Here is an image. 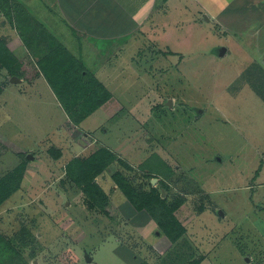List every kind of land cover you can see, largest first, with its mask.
Segmentation results:
<instances>
[{"label":"rangeland","instance_id":"obj_1","mask_svg":"<svg viewBox=\"0 0 264 264\" xmlns=\"http://www.w3.org/2000/svg\"><path fill=\"white\" fill-rule=\"evenodd\" d=\"M22 1L36 14L35 0ZM12 2V19H33ZM243 2L218 0L213 7H230L234 25L246 19L254 29L258 6L248 13ZM7 18L0 10V33L7 24L15 29ZM202 25L185 23L184 37L171 46L179 54L162 68L157 52L140 49L137 64L147 68L110 87L109 106L120 103L121 111L111 118L101 110L72 136L54 100H40L27 83H11L12 77L27 80L32 70L13 76L0 63V179L25 166L19 190L0 206V245L11 249L0 255L2 263L264 264V53L263 67L246 64L223 22ZM233 35L241 44V34ZM227 46L233 52L221 57ZM58 147H66L62 163L50 153ZM101 148L116 160L96 179L107 200L88 210L64 164ZM116 174L139 195L159 194L168 206L179 202L174 217L184 235L171 242L118 188Z\"/></svg>","mask_w":264,"mask_h":264},{"label":"crops","instance_id":"obj_2","mask_svg":"<svg viewBox=\"0 0 264 264\" xmlns=\"http://www.w3.org/2000/svg\"><path fill=\"white\" fill-rule=\"evenodd\" d=\"M11 1H17L24 13L27 11L29 14H26L33 18V23L42 25L39 29L42 32L37 30L31 32L23 28L15 30L8 24L1 28L0 37L6 41L10 51L21 62L22 69L32 70L31 76L27 80L22 78V82L18 85L27 83L29 93L39 95L40 100H49L51 103L55 101L54 105H59L72 127L71 130L69 129L70 134L72 130L77 132L88 118L101 110L107 111V114L114 118L115 114L121 111L122 106L120 103L116 107L109 106L115 97L110 89L111 85L119 83V80L124 81L121 84H126L128 79L133 78L130 71L147 68L148 65L139 67L137 64L140 49L150 48L145 51L157 52L156 63L161 68L164 66L162 65L164 60L170 59L171 54H179L177 49L171 46L178 45V38L184 37L185 23H188L191 29L199 27V30H202L205 26L202 25L203 22H223L224 27L232 32L233 39L230 40L232 49L235 51L234 45L240 48L246 64L257 61L263 67L264 47L261 38L264 35V0L243 2L248 13L251 5L258 6L259 24L254 29H252L254 23L247 22L246 19H243L242 27L239 28V24L234 25L230 18V7H225L219 12L213 7L217 5L218 0H35L36 14L24 5L22 0ZM204 16L205 21H203ZM236 33L241 34V44L235 40L237 35L233 34ZM256 34L257 45L254 42L252 46L250 39ZM48 42L60 45L74 61L81 64L83 69L87 72L91 71L89 74L111 94L106 104L79 125L73 126L40 70L39 61L50 51ZM226 50L225 55L232 51L228 46ZM31 53L35 55L34 58L30 56ZM148 59L152 60L150 62L152 65V57L145 56L144 63L148 62ZM12 90L9 86L6 87V91L12 92ZM85 147L92 148L88 145ZM63 148L58 147L57 150L61 151ZM64 152L61 151V154ZM61 158L62 155L59 159H54V162L62 163L59 161ZM73 159L65 162L64 169ZM14 195L15 193L12 196Z\"/></svg>","mask_w":264,"mask_h":264},{"label":"trees","instance_id":"obj_3","mask_svg":"<svg viewBox=\"0 0 264 264\" xmlns=\"http://www.w3.org/2000/svg\"><path fill=\"white\" fill-rule=\"evenodd\" d=\"M13 4L11 0H0L1 12L6 13L7 19L15 29L23 28L31 30V32L35 30L38 32L41 28L40 25L33 23L26 16L20 20L18 17L17 19L11 18L10 11ZM17 7L24 13L18 4ZM48 45L50 51L46 57L39 61L40 70L54 90L70 121L74 125H79L106 104L111 98V94L89 72L83 69L80 63L74 61L60 45L54 42H48ZM0 63L1 67L9 70L13 76H17L16 71L22 69L21 62L10 51L6 41L2 38H0ZM50 153L55 160L61 157L59 150H51ZM115 160L116 157L112 152L107 148H101L88 158L73 159L66 166V175L71 182L81 187L88 210L100 208L102 200H107L105 192L96 183V179ZM24 170L25 166H21L15 173L0 179V206L19 190ZM112 179L137 210L145 209L149 212L171 242H177L184 235V226L174 217V211L177 210L179 202L168 206L164 200L160 199L161 195L159 194L156 196L137 194L120 174L114 175ZM0 243H2L1 238ZM10 251V247L0 245V255L5 256ZM2 257H0V264H4ZM191 264H200V261L196 260Z\"/></svg>","mask_w":264,"mask_h":264},{"label":"water","instance_id":"obj_4","mask_svg":"<svg viewBox=\"0 0 264 264\" xmlns=\"http://www.w3.org/2000/svg\"><path fill=\"white\" fill-rule=\"evenodd\" d=\"M226 49L225 48H223L221 51H220V56H224L225 55V53H226ZM22 81H21V79H19V78H17V77H12L11 78V83H13V84H20ZM168 106L171 108L172 107V102L171 101H169L168 102ZM163 196H165V195H163ZM162 196V197H163ZM87 261H91V259H87Z\"/></svg>","mask_w":264,"mask_h":264}]
</instances>
